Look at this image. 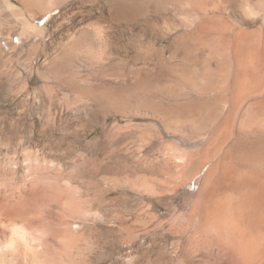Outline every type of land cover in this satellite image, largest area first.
<instances>
[{
  "label": "rangeland",
  "instance_id": "1",
  "mask_svg": "<svg viewBox=\"0 0 264 264\" xmlns=\"http://www.w3.org/2000/svg\"><path fill=\"white\" fill-rule=\"evenodd\" d=\"M204 1L208 9L218 5ZM188 6L187 0H0V182L12 195L23 189L27 159L56 166L43 169L39 182L88 210L74 235L81 264H189L192 254L194 264L202 263L190 212L198 180L166 192L177 177L162 151L173 144L174 152L190 155L204 142L188 126H165L149 105L157 80L167 87L159 95L165 106L174 98L183 105L190 94L204 104L188 88L177 97L165 91L185 86L188 67V76L201 80L207 50L196 52L195 41L212 43L196 27L203 15L195 18ZM227 64L231 90L234 66ZM161 67L167 72L158 76ZM48 197L39 199L45 220L60 223L58 204Z\"/></svg>",
  "mask_w": 264,
  "mask_h": 264
},
{
  "label": "bare ground",
  "instance_id": "2",
  "mask_svg": "<svg viewBox=\"0 0 264 264\" xmlns=\"http://www.w3.org/2000/svg\"><path fill=\"white\" fill-rule=\"evenodd\" d=\"M217 1L213 0L218 4L213 10L208 9L210 7L207 8L203 0H187L189 6L186 8L192 11L195 18L203 15L202 21H197V30L212 36V43L209 39L195 41L196 52L207 50L205 60L202 57L201 80L197 82L193 76H188V67L184 74L185 86L165 90L177 97L184 87L188 88L189 92L199 94V98L204 100L203 106L195 104L192 94L184 96L183 105L174 98L165 106L159 95L163 94L161 89L167 87H164L165 84L161 86L164 88L156 86L158 80L156 87L153 85L155 96L149 105L165 126L171 124L170 127L173 125L177 129L188 126L205 145L203 147L202 143L203 149L198 148L190 155L183 153L184 149L174 152L173 144L168 146L172 151H168L167 147V152L162 151L164 162L171 165L177 177L172 178L170 185L166 183V192H177L186 179L198 180L190 216L196 224L193 226L192 220V235L198 245L195 246L200 252L201 264H210L209 260L213 264H264V0ZM210 10L213 12L211 15ZM223 14L232 17L230 19ZM257 18H260L259 23L255 21ZM229 32L230 37L227 36ZM230 60L234 66L231 90L227 87L230 75L227 62ZM165 69L155 73L163 75L167 72ZM227 90L231 94L228 98L225 96ZM24 164L23 189L20 192L15 193L18 188H13L10 196L7 185L0 182V264H81L77 258L81 250L74 235H79L77 221L88 219V210L80 208V204V209L75 207L79 199L68 193L65 196H62V191L51 194L45 184H40L43 169L56 166L41 168V163L32 159H27ZM205 165L206 170L200 175ZM146 186L147 189L152 188L148 184ZM48 196L51 197L49 200L54 199L58 204L59 209L55 210L60 223L45 220L43 204L39 199L47 200ZM171 196L173 198L174 193ZM148 206L151 209L150 204ZM147 210L146 216H149L151 213ZM199 212L201 217L197 223ZM182 230H177V233ZM192 255L185 258L189 264H194Z\"/></svg>",
  "mask_w": 264,
  "mask_h": 264
}]
</instances>
